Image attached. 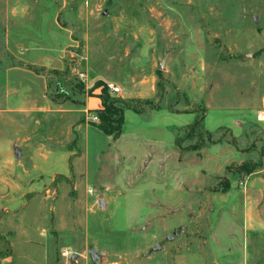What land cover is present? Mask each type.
<instances>
[{"label": "rangeland", "instance_id": "1", "mask_svg": "<svg viewBox=\"0 0 264 264\" xmlns=\"http://www.w3.org/2000/svg\"><path fill=\"white\" fill-rule=\"evenodd\" d=\"M150 76L152 98L125 99ZM106 82L123 91L111 97L142 104L124 111L116 139L86 120V97ZM263 100L264 0H0V163L35 162L28 150L14 157L23 127L35 149L55 125L44 145L56 153L88 124L71 181L54 178L17 208L34 244L0 235V264H264V194H251V224L242 186L233 212L228 196L230 182L264 176ZM49 113L59 118H40ZM0 205L1 228L10 215Z\"/></svg>", "mask_w": 264, "mask_h": 264}, {"label": "crops", "instance_id": "2", "mask_svg": "<svg viewBox=\"0 0 264 264\" xmlns=\"http://www.w3.org/2000/svg\"><path fill=\"white\" fill-rule=\"evenodd\" d=\"M84 78H85V76H84ZM101 80H102V78L100 75H97L95 78L86 79V82L84 83L85 89H91L93 87V84L96 81H101ZM153 83H154V77L150 76L149 78H141L140 80H138L137 82H135L131 86L130 90L125 91V93H124L125 99H142V98L150 99V98H152V96L154 95ZM99 93H100V88L92 89V94H94V96H91V97L87 96L85 99L84 108L86 110H90L93 112V111L101 109V100L98 97ZM121 94H123L122 90H121V93L119 95H121ZM263 106H264V102H263ZM24 109H25L24 105H22V106L16 107L15 110H16V113L23 114V112H25ZM254 111H255L257 119L264 121V118L263 119L261 118V115L264 114V109H257ZM37 112H39V111H37ZM49 114L47 115L46 118H44L46 115H42L43 118L42 117H40V118L43 120H45V119L46 120L47 119L53 120V119L59 118V115H57V114H53V113H49ZM37 123L40 124L39 121H37ZM47 123H48V121H47ZM48 125H49V127H48L49 129H47V130L49 132H47V133L45 132V135L41 134L44 132V130H43L40 133L41 134L40 138L38 137V135H37V137H34V139L37 138V139H35V141H36L35 149L33 148V146L30 145V142L32 139V137H31L32 133L29 131V127L21 128L22 132H20L17 129H16V131H14V132H16V135L20 132L21 134H23V136L20 138V141L16 140L12 143V145H13V147L16 146L13 150L15 159H18V158H16V152H18L19 157L21 156V158H22L23 157L22 151L25 153V150H28V151L33 152V156L40 158V160H38L39 163H41V164L47 163V165L50 167L41 168V165L39 163H37L36 157L32 158L33 161H35V162L31 163L30 165H26L24 163H0V169H4L6 171V173H8V178L0 177V203H2L3 205L5 204V206L3 208L6 211H8V214L10 215L8 217L6 227L2 226L0 228V229H4L3 233H1V230H0V235L2 237H4L6 241H9L10 245L15 247V248H16V244L19 241L24 242L25 245L26 244L27 245L34 244L32 242L35 241L34 233L36 232V231L29 232V230H27L28 229L27 226H24L22 224L23 221L25 220L23 214H21L20 218H17L20 222L14 221V219L18 213L17 208H22V207L26 206V204H27L26 199L31 194L36 192L37 190L38 191L42 190L46 184L52 183L54 181V178H57L56 180H58V181L60 179L67 180L68 182H69V180L71 181V178L73 176L72 172L73 173L77 172V171H75V167H78V164L82 163V160H83L82 154L78 153V155H77L75 152L76 145L78 144V141H79L77 133H78L79 127H81V125H84L85 127H87L88 124H86L84 122V123L79 124L77 127L73 128L72 132L74 131L76 133L74 135V138H75L74 143H76L75 147H73L72 149L68 148L64 151L58 150V152H56V153L53 150L49 149L46 145H44V143H46V142L51 143L53 141L55 125H53V127H52V124L50 125L48 123ZM75 126H76V124H75ZM17 128L20 129V127L18 125H17ZM47 130H45V131H47ZM2 152H4V153L8 152L7 148H6V151L0 150V156L2 155L1 154ZM55 154H58V155L55 156ZM261 156H262L263 168H264V148L262 150ZM75 160H76V162H75ZM51 161L53 163H51ZM58 161H61L62 163H57ZM48 163H50V165ZM47 168L48 169L51 168L49 170L50 171L49 173H51V174H50V177L48 180L44 178L45 175L48 174ZM5 171L0 170V176L3 174V172L5 173ZM86 180H87V178H86ZM239 185L242 186L243 190H241V191H243V192L246 191V193L243 194L244 201L241 202V210H243V217H244L246 223L251 224L253 214L255 213V211L257 209V205H258L257 199L253 198L251 196V194L255 193L256 195H259V196L262 193L264 194V176L253 177L249 181H247V178H246L244 180V182H242V181L230 182V189L228 191V193H229L228 196L232 197V200L231 201L229 200V202L232 205V212H233V204H235L233 201V196H234L233 192L235 191V189L238 188ZM239 189H241V187ZM88 190H90V189L87 188L85 190V194H88L91 196V194L88 193ZM91 190H92V188H91ZM241 197L242 196H240V199H241ZM228 209H229V207H228ZM37 217H39V216H35L36 220L34 219L36 223H38ZM253 222L255 224V219ZM3 224L5 225V222ZM263 224L264 223H261V225H263ZM39 229H40V227L38 226V231H39ZM27 247H29V246H27ZM26 249L24 251L23 257L25 258V256H26V258L31 259V261H32V257L28 255L29 252H26ZM41 256H42V259L44 261L45 256L44 255H41Z\"/></svg>", "mask_w": 264, "mask_h": 264}, {"label": "trees", "instance_id": "3", "mask_svg": "<svg viewBox=\"0 0 264 264\" xmlns=\"http://www.w3.org/2000/svg\"><path fill=\"white\" fill-rule=\"evenodd\" d=\"M111 96L113 95H111L104 86L101 89V93L98 95L99 99L101 100V109L93 111L98 116L99 123L93 125H95L104 135L116 139L120 136L122 131V126L124 123V111L129 109L137 114H141L142 110H140L139 107H141L142 104L139 101L128 103ZM158 108V106L153 107L152 110H156ZM196 124L197 122L194 123V125ZM232 147H235L234 139L232 140ZM256 168L257 166L255 165L245 171L249 174ZM227 188V181L224 180V187L222 188V191L224 192L227 190Z\"/></svg>", "mask_w": 264, "mask_h": 264}, {"label": "built area", "instance_id": "4", "mask_svg": "<svg viewBox=\"0 0 264 264\" xmlns=\"http://www.w3.org/2000/svg\"><path fill=\"white\" fill-rule=\"evenodd\" d=\"M105 88L113 96H117L121 93V87L116 85L115 83L106 82ZM263 102H264V100H263ZM89 113H90V115L86 117V120L89 121L91 124L99 123V119H98V116L96 115V113H94L92 111H89ZM88 193L92 195L93 191L90 189V190H88Z\"/></svg>", "mask_w": 264, "mask_h": 264}, {"label": "water", "instance_id": "5", "mask_svg": "<svg viewBox=\"0 0 264 264\" xmlns=\"http://www.w3.org/2000/svg\"><path fill=\"white\" fill-rule=\"evenodd\" d=\"M166 59H167V55L162 59V61L159 63V70H164V66H165V62H166ZM16 158H19V153L16 152ZM98 205L100 207H102L104 205V201L103 200H99L98 201ZM161 247L158 245L154 248V250H159ZM89 254L91 256V259L93 261H98L99 260V257L102 255V253L98 252V250L95 248V247H92L90 250H89ZM76 255L73 256V258H75Z\"/></svg>", "mask_w": 264, "mask_h": 264}, {"label": "bare ground", "instance_id": "6", "mask_svg": "<svg viewBox=\"0 0 264 264\" xmlns=\"http://www.w3.org/2000/svg\"><path fill=\"white\" fill-rule=\"evenodd\" d=\"M263 118H264V117H263ZM263 118H262V119H263Z\"/></svg>", "mask_w": 264, "mask_h": 264}]
</instances>
